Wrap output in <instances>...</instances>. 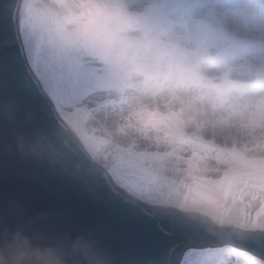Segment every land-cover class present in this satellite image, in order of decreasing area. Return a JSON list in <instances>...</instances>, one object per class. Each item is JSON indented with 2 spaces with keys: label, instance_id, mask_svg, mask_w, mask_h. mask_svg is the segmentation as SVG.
Instances as JSON below:
<instances>
[{
  "label": "rangeland",
  "instance_id": "374dc122",
  "mask_svg": "<svg viewBox=\"0 0 264 264\" xmlns=\"http://www.w3.org/2000/svg\"><path fill=\"white\" fill-rule=\"evenodd\" d=\"M19 23L59 118L131 180L117 186L215 224L250 226L258 207L264 229V0H22ZM229 67L259 81H230ZM180 264L262 263L222 247Z\"/></svg>",
  "mask_w": 264,
  "mask_h": 264
},
{
  "label": "water",
  "instance_id": "95a60500",
  "mask_svg": "<svg viewBox=\"0 0 264 264\" xmlns=\"http://www.w3.org/2000/svg\"><path fill=\"white\" fill-rule=\"evenodd\" d=\"M19 2L0 0V231L52 248L92 243L109 264H179L187 250L207 248L206 258L223 246L264 264V231L218 227L202 212L179 213L168 204L145 206L89 160L24 62ZM218 49L210 47L208 56ZM225 77L246 85L259 79L241 67H229ZM109 177L132 186L128 178Z\"/></svg>",
  "mask_w": 264,
  "mask_h": 264
},
{
  "label": "clouds",
  "instance_id": "9594fccd",
  "mask_svg": "<svg viewBox=\"0 0 264 264\" xmlns=\"http://www.w3.org/2000/svg\"><path fill=\"white\" fill-rule=\"evenodd\" d=\"M0 264H109L101 250L88 242L77 240L67 248L33 245L16 234L9 238L0 231Z\"/></svg>",
  "mask_w": 264,
  "mask_h": 264
},
{
  "label": "bare ground",
  "instance_id": "6f19581e",
  "mask_svg": "<svg viewBox=\"0 0 264 264\" xmlns=\"http://www.w3.org/2000/svg\"><path fill=\"white\" fill-rule=\"evenodd\" d=\"M21 1H20V4H19V9H18V12H17V20H16L17 21V28H18V30L20 28V23L19 22H20V16H21ZM142 203L145 204V205H150L151 204V203L150 204H147V203H144V202H142ZM254 212L255 211H252L251 214L254 213Z\"/></svg>",
  "mask_w": 264,
  "mask_h": 264
}]
</instances>
